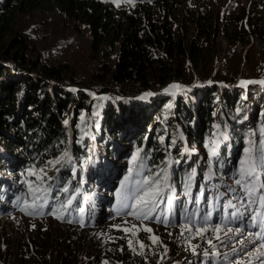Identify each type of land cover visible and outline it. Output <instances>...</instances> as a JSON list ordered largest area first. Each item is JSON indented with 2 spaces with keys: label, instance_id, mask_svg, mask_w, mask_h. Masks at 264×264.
<instances>
[{
  "label": "rangeland",
  "instance_id": "374dc122",
  "mask_svg": "<svg viewBox=\"0 0 264 264\" xmlns=\"http://www.w3.org/2000/svg\"><path fill=\"white\" fill-rule=\"evenodd\" d=\"M177 1L180 4L174 7L173 20L178 25L181 22L182 26H188L189 36L194 34L195 27L186 23L201 11L212 17L215 26H220L206 41V62L200 68L203 72L191 70L188 73L195 80L193 85L172 81L156 93L145 92L152 93L145 99L123 97L125 104L131 100H146L151 105L155 94L166 92L176 96L179 87L195 88L204 84L243 88L242 100H247L248 88L253 84L258 85L259 96L263 94L264 83L255 82L264 81V0ZM231 25L240 31L237 36L232 34ZM22 27L33 39L34 49L30 54H41L47 63L67 65L69 73L60 83L65 89L74 92L84 89L95 97L88 89L92 85L87 83L93 82L89 81L94 72H100L98 68L103 64V58L92 57L90 32L83 23L68 18L54 6L50 11H36L24 16ZM241 81L254 83L241 85ZM174 84L179 87H170ZM97 96L118 98L110 93ZM246 108L244 119H247L246 126L250 127L249 133H245L244 147L239 148L240 153L234 163H230L227 175L215 179L210 159L206 160V155L190 147L179 128V142L173 144L176 152H182L179 159L174 161L167 157L164 171L159 166L150 173L144 164L130 169L128 174L120 170V177L115 183L109 180L104 184L108 189L102 191L100 205L93 207L88 194L100 190L88 185L87 191L82 186L86 179L83 157L78 160L81 172L70 173L71 186L64 191L67 201L54 200V193L60 188L57 179L66 168L67 158H70L72 167L76 160L72 140L77 136L78 149L85 150L86 138L87 143L94 147L99 137L98 125L93 127L95 119H98V108L87 114L84 129L79 118L76 133L73 129L75 114L70 112L67 118L69 149L20 168L16 179L8 175L18 191L13 192L15 196L11 197L10 203L3 204L0 199V264H30L33 259L42 264H60L61 255L69 257L73 254L77 255L75 264H97L105 250L123 246L128 248L129 254H141L144 257L142 264H262L259 261L264 262V184L262 172L256 170L253 155L258 157L260 170L264 171V159L261 158L264 156V145L257 146L258 131L254 133L252 129L256 121L250 105ZM238 111L240 107L236 108ZM166 114L175 115L172 105ZM213 132L216 135L219 130L214 129ZM259 134L264 138V124L260 125ZM164 136L161 140L168 146L169 137L165 140ZM215 151L220 155L221 150ZM111 163L114 164L113 161ZM108 166L112 170L111 165ZM248 169L253 170L251 175ZM6 170L14 169L8 166ZM1 171L0 178L4 179ZM157 176L162 191L146 218L147 208L137 205L133 209L132 205L136 204L137 195L145 190V179L151 184ZM201 190L205 192L204 198ZM196 195L203 199L200 207L196 202L191 203ZM184 200L192 204V208L186 212L182 210V217L178 218L177 211ZM51 206L53 208L49 210ZM130 212L135 214L130 215ZM200 213L202 218H198ZM216 224L221 225L219 232L214 230ZM206 225L207 231L197 232L198 228ZM91 226L92 230H86ZM229 228L233 231L229 232ZM237 228L239 233L235 231ZM66 245L71 248L70 254L62 248ZM123 264H131L130 258Z\"/></svg>",
  "mask_w": 264,
  "mask_h": 264
},
{
  "label": "trees",
  "instance_id": "16d2710c",
  "mask_svg": "<svg viewBox=\"0 0 264 264\" xmlns=\"http://www.w3.org/2000/svg\"><path fill=\"white\" fill-rule=\"evenodd\" d=\"M177 4H180L177 0H0V170L4 175V179L0 178V199L3 204L10 203L17 190L8 175L16 179L20 168L69 149L70 130L66 122L70 112L75 114L76 133L79 118L84 129L87 114L98 108L93 127L98 125L99 137L94 147L86 138L83 151L78 149L77 136H73L76 160L72 167L67 158L66 168L59 174L60 188L54 193L57 202L67 201L64 191L71 186L70 173L77 170L80 173L82 169L79 157L84 158L86 168L82 186L86 190L88 185L100 190L95 194L89 192L91 207L100 205L102 191L108 189L104 184L109 180L115 183L120 170L128 174L139 164L147 165L150 173L159 166L166 170L167 157L176 161L182 154L173 147L174 142H179V128L188 145L206 155V160L210 159L215 179L227 175L230 163L240 153L239 148L244 147L245 133H249L250 127L244 119L249 105L256 121L252 129L254 133L258 131L257 146L264 145L259 134L260 125L264 124V93L259 96L256 84L249 86L247 100H242L243 88L204 84L179 87L176 96L166 92L155 94L151 105L146 100L125 104L123 97L156 93L172 81L193 85L195 80L188 73L203 72L200 68L206 62V41L220 26H215L212 17L201 11L186 23L195 27L194 34L189 36V27L173 20ZM54 6L88 28L91 55L103 58L100 72H94L89 81L93 82L87 83L92 85L88 89L95 97L84 89L74 92L60 84L69 73L66 64L47 63L41 54H30L34 49L33 39L22 27L23 17L31 12L50 11ZM230 28L235 36L240 32L233 25ZM106 93L116 94L119 99L97 96ZM170 105L175 110L172 117L166 114ZM237 107H240L238 112ZM214 129L219 133L214 135ZM162 135L165 140L169 137L168 146L161 140ZM215 149L221 150L220 155ZM257 161L260 163L258 158ZM8 166L14 170L7 172ZM200 192L204 198L205 192ZM186 204L184 200L178 208V218L182 217V210L191 208ZM90 229L92 226L86 230ZM69 247L62 248L70 254ZM127 249L108 248L96 263L123 264L128 258L131 264L144 263L141 254H129ZM67 257L61 255L60 264L77 263V255ZM30 264L42 263L33 259Z\"/></svg>",
  "mask_w": 264,
  "mask_h": 264
},
{
  "label": "snow or ice",
  "instance_id": "6c2138e0",
  "mask_svg": "<svg viewBox=\"0 0 264 264\" xmlns=\"http://www.w3.org/2000/svg\"><path fill=\"white\" fill-rule=\"evenodd\" d=\"M240 83H241V85H245V84H249V83H254V81H241ZM260 83H264V81H260ZM170 87L178 88L179 85H175L174 84V85H171ZM165 91H168V89H165ZM150 95H152V93H145L144 95H142L140 97H137V99H145V97L150 96ZM245 151H249V150L246 149ZM136 158L137 157H134V159H136ZM261 158L264 159V156H262ZM252 171H253L252 169H248V174L251 175ZM143 183L145 185V190L142 193L137 195L136 204H133L132 208L135 209L137 205H143L145 208L148 209V211L145 213V217L147 218L148 213L151 212L154 209V207H155V199L159 197V195H160V193L162 191V188L160 187L161 181H160L159 176H157V179L152 181L151 184H149V180L148 179H145V181ZM236 183L239 184L240 181L237 180ZM69 203H71V201H69ZM150 204H151V207H149ZM129 214L130 215H134L135 212H130ZM166 222L167 221L165 220V223ZM214 230L216 232H219L221 230V225L220 224H216ZM148 231H151V229H148ZM205 231H207V226L197 229L198 233H202V232H205ZM228 231L231 232V231H233V229L229 228ZM235 231L237 233H239L240 229L237 228V229H235ZM217 238H219V237H217ZM153 239L155 240L156 238L154 237ZM129 243H131V241ZM240 243L242 244L243 241H240ZM209 244H211V241H209ZM141 247H143V245H141ZM262 247H264V246H262ZM234 251H235V249H234ZM262 264H264V262H262Z\"/></svg>",
  "mask_w": 264,
  "mask_h": 264
},
{
  "label": "water",
  "instance_id": "95a60500",
  "mask_svg": "<svg viewBox=\"0 0 264 264\" xmlns=\"http://www.w3.org/2000/svg\"><path fill=\"white\" fill-rule=\"evenodd\" d=\"M223 87H229V86H225V85H224Z\"/></svg>",
  "mask_w": 264,
  "mask_h": 264
}]
</instances>
